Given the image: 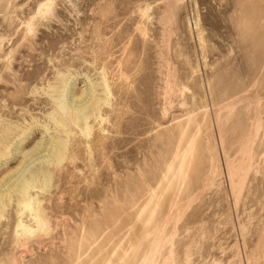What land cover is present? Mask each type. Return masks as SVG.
Here are the masks:
<instances>
[{"label":"rangeland","instance_id":"rangeland-1","mask_svg":"<svg viewBox=\"0 0 264 264\" xmlns=\"http://www.w3.org/2000/svg\"><path fill=\"white\" fill-rule=\"evenodd\" d=\"M0 264H264V0H0Z\"/></svg>","mask_w":264,"mask_h":264}]
</instances>
